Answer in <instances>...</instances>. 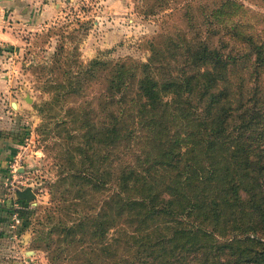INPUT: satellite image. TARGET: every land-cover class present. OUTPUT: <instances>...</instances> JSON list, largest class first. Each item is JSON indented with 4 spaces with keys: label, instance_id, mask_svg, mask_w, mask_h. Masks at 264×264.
Here are the masks:
<instances>
[{
    "label": "trees",
    "instance_id": "1",
    "mask_svg": "<svg viewBox=\"0 0 264 264\" xmlns=\"http://www.w3.org/2000/svg\"><path fill=\"white\" fill-rule=\"evenodd\" d=\"M250 13L216 2L229 44L151 42L146 62L54 56L65 78L49 81L38 132L58 136L44 143L58 148L57 210H80L35 231L49 264H264V32Z\"/></svg>",
    "mask_w": 264,
    "mask_h": 264
},
{
    "label": "rangeland",
    "instance_id": "2",
    "mask_svg": "<svg viewBox=\"0 0 264 264\" xmlns=\"http://www.w3.org/2000/svg\"><path fill=\"white\" fill-rule=\"evenodd\" d=\"M10 1L11 0H7ZM251 10L257 31L264 32V0H238ZM1 2V1H0ZM6 2V0H4ZM14 9L0 12V30L10 38H0V101L10 122L14 118L15 135L5 129L3 136L15 140L12 157L18 160L24 174L23 183L8 172V186L0 190V198L14 201L15 189L30 187L34 197L22 199L17 210L23 215L25 230L31 239L38 229H50L58 220L69 222L73 211L80 208L67 206L57 210L66 197L52 194L50 183L58 179L60 168L52 158L58 148L49 149L44 143L58 139L48 133L41 141L38 126L41 115L38 108L52 96L49 81L64 80L59 66L53 62L55 55L72 64L87 63L98 58L103 61L146 62L151 42L181 44L205 41L210 45L229 44L226 19L218 22L211 12L218 0H18ZM13 10L11 9V12ZM235 19V18H234ZM161 36V37H159ZM15 38L16 40H14ZM61 61V62H62ZM74 65V64H73ZM75 69V66H72ZM98 85L86 92L90 97ZM30 101H26L25 97ZM16 102V107L11 103ZM57 104L50 115H63L65 105ZM11 138V139H10ZM62 140L60 141V143ZM12 159L8 163H12ZM12 181V185L10 182ZM107 192L90 194L92 206L100 205ZM7 195V196H6ZM6 197V198H5ZM67 202V201H66ZM68 203V202H67ZM51 220L53 221L50 224ZM55 232L56 229H55ZM55 240L56 233L51 234ZM31 245V244H30ZM56 246V244H54ZM39 250L37 264H49L43 244L32 242ZM77 248V247H76ZM83 255L78 253V257ZM79 260L66 264H80ZM104 264V261H100Z\"/></svg>",
    "mask_w": 264,
    "mask_h": 264
},
{
    "label": "crops",
    "instance_id": "3",
    "mask_svg": "<svg viewBox=\"0 0 264 264\" xmlns=\"http://www.w3.org/2000/svg\"><path fill=\"white\" fill-rule=\"evenodd\" d=\"M21 4L18 0H11V2L1 1L0 12L9 9L10 15L11 13L15 14L14 9L17 8L16 6L20 7ZM11 9L13 10L12 12ZM6 33V30H0V38L10 39ZM13 39L16 40L15 38ZM3 108L4 106L0 101V190L8 186V163L11 159L15 158V156L12 157L11 155V149L16 143L15 140L6 139L3 136L5 129L10 130L12 136L16 134L11 131L15 128L14 118H12V122L6 120L9 119L7 118L9 116L6 115L5 109ZM9 202L8 199L0 198V264H37L36 256L39 254V250L30 245L31 236L29 232H18L19 238L17 240L10 238L11 231L8 227L10 218L7 213V207L11 205Z\"/></svg>",
    "mask_w": 264,
    "mask_h": 264
},
{
    "label": "built area",
    "instance_id": "4",
    "mask_svg": "<svg viewBox=\"0 0 264 264\" xmlns=\"http://www.w3.org/2000/svg\"><path fill=\"white\" fill-rule=\"evenodd\" d=\"M12 160H13L12 163H10L9 165V172L11 174L16 173V175H12V177H17L19 179L18 182L23 183L24 174L18 168L19 159L13 158ZM10 185H12V181L10 182ZM18 205L19 203L16 201V199H14V201H11V207L14 209V211L11 213L8 223V227L11 231L10 238L15 240L19 238L18 232L20 230V225H21V217L18 215L17 211H15V209L17 210Z\"/></svg>",
    "mask_w": 264,
    "mask_h": 264
},
{
    "label": "water",
    "instance_id": "5",
    "mask_svg": "<svg viewBox=\"0 0 264 264\" xmlns=\"http://www.w3.org/2000/svg\"><path fill=\"white\" fill-rule=\"evenodd\" d=\"M0 1H4V0H0ZM25 100L29 102L30 98L27 96L25 97ZM11 107L15 108L16 102H12ZM14 194H15L16 199H24V200H30L31 198L35 196L30 187H25L22 190L15 189Z\"/></svg>",
    "mask_w": 264,
    "mask_h": 264
}]
</instances>
